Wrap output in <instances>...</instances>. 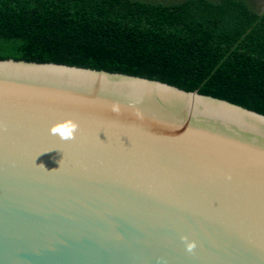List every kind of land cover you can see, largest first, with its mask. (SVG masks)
Returning a JSON list of instances; mask_svg holds the SVG:
<instances>
[{
  "label": "water",
  "instance_id": "obj_1",
  "mask_svg": "<svg viewBox=\"0 0 264 264\" xmlns=\"http://www.w3.org/2000/svg\"><path fill=\"white\" fill-rule=\"evenodd\" d=\"M0 264H264V115L0 60Z\"/></svg>",
  "mask_w": 264,
  "mask_h": 264
},
{
  "label": "trees",
  "instance_id": "obj_2",
  "mask_svg": "<svg viewBox=\"0 0 264 264\" xmlns=\"http://www.w3.org/2000/svg\"><path fill=\"white\" fill-rule=\"evenodd\" d=\"M157 80L264 115V13L248 0H0V60Z\"/></svg>",
  "mask_w": 264,
  "mask_h": 264
},
{
  "label": "rangeland",
  "instance_id": "obj_3",
  "mask_svg": "<svg viewBox=\"0 0 264 264\" xmlns=\"http://www.w3.org/2000/svg\"><path fill=\"white\" fill-rule=\"evenodd\" d=\"M143 1H166V2H172V1H178V0H143ZM252 8H254L259 13H264V0H248Z\"/></svg>",
  "mask_w": 264,
  "mask_h": 264
},
{
  "label": "clouds",
  "instance_id": "obj_4",
  "mask_svg": "<svg viewBox=\"0 0 264 264\" xmlns=\"http://www.w3.org/2000/svg\"><path fill=\"white\" fill-rule=\"evenodd\" d=\"M194 247H195V245H189L188 250L191 251L192 248H194Z\"/></svg>",
  "mask_w": 264,
  "mask_h": 264
}]
</instances>
